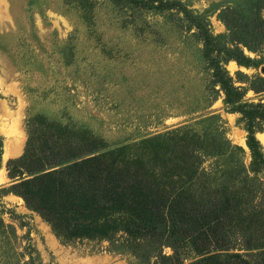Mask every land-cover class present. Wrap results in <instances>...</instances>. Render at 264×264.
<instances>
[{"label": "rangeland", "instance_id": "374dc122", "mask_svg": "<svg viewBox=\"0 0 264 264\" xmlns=\"http://www.w3.org/2000/svg\"><path fill=\"white\" fill-rule=\"evenodd\" d=\"M244 1L0 0V264L175 261L155 257L174 252L166 244L154 245L159 240L149 234L137 232L144 236L138 238L121 230L94 238L59 236L38 212L39 200L27 202L18 183L47 160L85 150V144L155 155L154 164L193 148L196 154L217 153L225 135L249 160L245 124L224 102L199 31L183 11L206 17L210 32L222 35L227 29L220 9L236 3L246 9ZM244 51L255 65L230 60L224 66L234 85L242 87L244 100L264 103V49ZM259 127L255 138L264 151L258 136L264 135V122ZM8 148L12 155L6 158ZM212 159L206 157L202 167ZM185 170L181 162L168 161L154 168L161 176L150 182L163 186L164 175ZM200 181L192 186L197 198H190L203 220L214 219L206 226L207 247L220 246L222 252H239L252 264H264L257 248L246 249L255 245L247 240L249 230L238 218L210 208ZM241 231L246 233L241 236ZM257 233L254 238L263 242L264 234ZM179 253L182 264L198 257L191 246Z\"/></svg>", "mask_w": 264, "mask_h": 264}, {"label": "trees", "instance_id": "16d2710c", "mask_svg": "<svg viewBox=\"0 0 264 264\" xmlns=\"http://www.w3.org/2000/svg\"><path fill=\"white\" fill-rule=\"evenodd\" d=\"M245 5L246 9H240L237 3L220 9L218 17L227 29L222 35L210 32L206 17L191 15L185 8L183 11L199 31L204 56L213 69L214 83L224 92V102L241 115L248 131L250 159L246 160L243 149L224 135L217 142V153L196 154L193 148L181 157L168 159L175 166L181 162L186 169L185 177L173 173L164 175L168 181L158 186L152 185L150 178L161 176L154 168L168 161L151 164L155 155L129 154L124 147L89 148L85 144V150H71L65 157L47 160L29 171L31 177L22 178L18 183L25 188L18 192L27 202L39 200L38 212L51 223L57 235L68 239L94 238L121 230L133 235L149 234L159 240L154 245L171 247L174 252L171 256L158 252L155 257L174 258L172 264H182L179 252L186 246L198 254L188 264H217V261L252 264L242 253L222 252L224 248L220 246L207 247L206 228L214 219L203 220L201 209L191 205L195 202L191 198H197L192 186L196 179L203 178L200 183L207 190L210 208L222 211L230 219L238 218L249 230L247 240L255 244L246 249L257 248V255H264V241L259 243L254 238V233L260 230L264 234V151L255 138L259 124L264 122V103L244 100L242 87L234 85L224 66L230 60L241 66H253L255 59L245 53L244 47L254 52L264 49V17L261 16L264 0H247ZM223 37L226 41L221 40ZM25 154L30 155L28 148ZM208 156L213 158L210 166L202 167ZM169 179L173 184L167 185ZM240 233L243 236L246 232Z\"/></svg>", "mask_w": 264, "mask_h": 264}, {"label": "bare ground", "instance_id": "6f19581e", "mask_svg": "<svg viewBox=\"0 0 264 264\" xmlns=\"http://www.w3.org/2000/svg\"><path fill=\"white\" fill-rule=\"evenodd\" d=\"M259 136V140L261 141V143L264 145V135L263 134H259L258 135ZM19 147H17V149H18ZM11 154V150L8 148L7 150H6V155H5V157L7 158L9 155ZM12 155V154H11Z\"/></svg>", "mask_w": 264, "mask_h": 264}, {"label": "water", "instance_id": "95a60500", "mask_svg": "<svg viewBox=\"0 0 264 264\" xmlns=\"http://www.w3.org/2000/svg\"><path fill=\"white\" fill-rule=\"evenodd\" d=\"M262 71H264V67L262 68Z\"/></svg>", "mask_w": 264, "mask_h": 264}]
</instances>
